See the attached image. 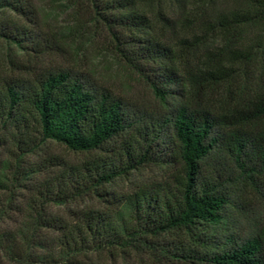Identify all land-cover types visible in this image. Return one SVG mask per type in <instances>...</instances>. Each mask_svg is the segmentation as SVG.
<instances>
[{
  "label": "trees",
  "instance_id": "trees-1",
  "mask_svg": "<svg viewBox=\"0 0 264 264\" xmlns=\"http://www.w3.org/2000/svg\"><path fill=\"white\" fill-rule=\"evenodd\" d=\"M84 1L94 22L105 29L111 52L145 82L161 107L139 109L88 73L72 69H45L31 79L0 81V146L9 143L13 156L33 153L45 141L77 153H105L65 164L31 185L28 224L14 234H0L2 254L35 264H83L80 255L153 249L150 237L182 230L204 247L198 252L179 246L173 256L189 264H264V217L256 218L246 233L223 222L230 206L241 207L234 185L253 187L264 178V0L237 1L211 15L202 10L211 0L200 5L183 0ZM5 11L32 14L25 0H0V12ZM175 12L182 16L176 19ZM177 27L184 33L169 39L167 33ZM252 30L257 34L250 36ZM33 35L17 21L0 18V39L20 49H28L27 44L40 52L49 48L33 44ZM201 49L206 54L193 60ZM253 66L261 72L254 86L248 80ZM241 74L245 78L232 95L229 82L236 85ZM218 89L225 93L217 97ZM115 138L121 142L110 145ZM203 163H212L213 171L205 174ZM149 164H178L184 179L176 187L165 183L153 192L140 190L111 214L87 209L70 223L45 212L48 204L82 195L103 197L104 184ZM28 176L15 168L9 185L0 181V190L8 194L0 198V220L7 216L15 188L29 187L24 184L31 180ZM202 226L221 232L200 231ZM40 229L58 231L56 258L34 254L33 247L43 245Z\"/></svg>",
  "mask_w": 264,
  "mask_h": 264
},
{
  "label": "rangeland",
  "instance_id": "rangeland-1",
  "mask_svg": "<svg viewBox=\"0 0 264 264\" xmlns=\"http://www.w3.org/2000/svg\"><path fill=\"white\" fill-rule=\"evenodd\" d=\"M183 1L185 4L198 3L199 5L208 2V0ZM237 1L243 2L244 0H211L209 4L203 6L202 10L206 12V15H211L217 11L232 8ZM25 2L30 7L32 14L23 17L5 11L0 12V18L17 21L19 25L34 32L33 44L37 43L40 47L45 45L49 48L40 52L37 49L33 50L34 48L30 49L31 44H24L28 49H20L0 39V81L31 79L45 69L78 70L88 73L98 85L108 89L112 94L132 106L145 111L160 109V102L153 96L145 82L111 52L108 44L109 37L105 29L100 23L94 22L91 10L84 0H25ZM181 16L178 12L174 14L176 19ZM183 33L184 31L177 27L175 31L168 32L167 37L174 40ZM256 34L257 30H252L250 36ZM198 52L200 55L195 54L196 56L192 55L195 58L191 57L195 61L198 60V57H203L206 54L203 49ZM221 59L225 64V56H222ZM257 66H259L258 63ZM257 66L250 67L248 72L250 75L248 80L253 86L258 82V75L261 73L254 70ZM240 76L236 79V85H233V81L229 82L233 85H230L232 95L237 93L242 85V78H245L244 74ZM223 86L225 85H222L220 89L224 88ZM224 93L218 89L216 96ZM120 139L115 138L110 142V145L121 142ZM13 151L14 149L9 143L0 146V181L9 185L15 168L27 172L31 180L24 183L29 187L20 188L13 183L16 188L12 195L13 199L9 200V206L6 209L7 216L0 220V234L5 232L14 234L18 229L28 224L29 199L32 195V191L29 189L31 185L50 177L52 172L61 170L65 164L81 163L95 156L105 155L102 151L73 152L52 141H45L33 153L23 154L17 158L13 156ZM202 165L205 174L206 169L208 171L214 169L212 163L209 166L204 163ZM235 176L232 174L231 179H234ZM183 179V170L178 164L143 165L131 170L126 176L118 177L112 182L104 184L102 189L107 194L103 197H97L94 194L82 195L61 205L48 204L45 207V212L48 216H57L70 223L75 222L77 215L87 209L111 214L121 208L125 199L140 190L153 192L159 185L165 183L176 187V181L182 182ZM261 181L253 187H242L239 182L234 185L233 188L239 187L241 207L237 209V207L230 206L227 210L223 222L228 227L234 225L240 228L241 233H246L251 230L256 218L264 217V178ZM7 196V192L0 190L1 199H5ZM175 196H179L178 192L175 193ZM206 229L213 234L221 232L218 227L206 228L203 226L200 231ZM58 235V231L52 229L37 231V236L43 240V245L33 247L34 254L53 255L56 258L58 249L55 246V238ZM149 241L154 243L153 249L147 247L137 250L114 248L97 253L89 252L78 256L77 259L83 264H189L173 256L174 253L180 252V245L191 247L198 252L204 251L203 246H198L182 230L170 231L157 238L150 237ZM19 242L16 247L20 246ZM0 264L35 263L9 259L0 251Z\"/></svg>",
  "mask_w": 264,
  "mask_h": 264
}]
</instances>
